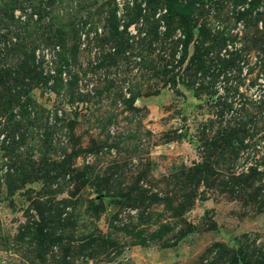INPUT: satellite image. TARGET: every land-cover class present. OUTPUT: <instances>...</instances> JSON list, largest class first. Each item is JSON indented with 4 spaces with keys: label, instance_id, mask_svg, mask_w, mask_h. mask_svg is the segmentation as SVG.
<instances>
[{
    "label": "rangeland",
    "instance_id": "374dc122",
    "mask_svg": "<svg viewBox=\"0 0 264 264\" xmlns=\"http://www.w3.org/2000/svg\"><path fill=\"white\" fill-rule=\"evenodd\" d=\"M167 1L0 0V264H264V0Z\"/></svg>",
    "mask_w": 264,
    "mask_h": 264
},
{
    "label": "trees",
    "instance_id": "16d2710c",
    "mask_svg": "<svg viewBox=\"0 0 264 264\" xmlns=\"http://www.w3.org/2000/svg\"><path fill=\"white\" fill-rule=\"evenodd\" d=\"M174 1L173 0H168L167 1V3H166V7H167V10H168V13L170 12V15L172 14V13H174L175 14V6H174V3H173ZM36 12H38V14L39 15H41V14H43V12H41L40 11V9H37L36 10ZM181 18H182V20H184L185 22H187V23H189L190 24V22H189V20L187 19V17H186V15L185 14H183L182 16H181ZM187 41H186V43H185V45H184V56H185V53H186V48H187V46H188V44L190 43V40H191V38H192V34H191V32H190V26H188V35H187ZM59 49V47L57 46V47H55V49ZM55 56H56V54H54ZM53 55V56H54ZM54 56V57H55ZM29 61V60H28ZM27 61V62H28ZM27 62H25V67L23 68V70H21V75H22V79H20L19 77L17 78V81H19V80H23V78H25L26 76L27 77H31L34 73H33V70H31L32 68V64L30 63H27ZM35 66H34V72H35ZM34 77V76H33ZM33 77H31L32 79H33ZM44 83H46V82H44ZM5 102V101H4Z\"/></svg>",
    "mask_w": 264,
    "mask_h": 264
}]
</instances>
